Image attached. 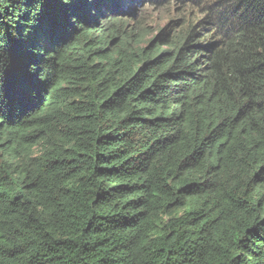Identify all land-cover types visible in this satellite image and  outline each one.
Segmentation results:
<instances>
[{"label": "trees", "instance_id": "obj_1", "mask_svg": "<svg viewBox=\"0 0 264 264\" xmlns=\"http://www.w3.org/2000/svg\"><path fill=\"white\" fill-rule=\"evenodd\" d=\"M0 264H264V0H0Z\"/></svg>", "mask_w": 264, "mask_h": 264}, {"label": "rangeland", "instance_id": "obj_2", "mask_svg": "<svg viewBox=\"0 0 264 264\" xmlns=\"http://www.w3.org/2000/svg\"><path fill=\"white\" fill-rule=\"evenodd\" d=\"M132 13H134L133 16L126 15L123 20L132 22L130 25H133L135 23L137 30L139 25L142 26L143 32L147 31L149 33L148 35H146V37L149 39H154L162 32H164L166 35H172L173 27L171 22L181 16L180 10L175 9L174 7H172L171 9L162 7L156 10L151 6H139ZM190 13L186 15L189 18L191 17ZM167 27L169 28V31L166 29ZM149 39H146L142 43H145ZM162 44L163 42L160 43V47Z\"/></svg>", "mask_w": 264, "mask_h": 264}, {"label": "clouds", "instance_id": "obj_3", "mask_svg": "<svg viewBox=\"0 0 264 264\" xmlns=\"http://www.w3.org/2000/svg\"><path fill=\"white\" fill-rule=\"evenodd\" d=\"M140 6V2L139 3H137L136 5H135V7H129V8H127V13H128V15L130 16H133L134 15V13H132L137 7H139ZM163 45V44H162ZM161 45V46H162Z\"/></svg>", "mask_w": 264, "mask_h": 264}, {"label": "snow or ice", "instance_id": "obj_4", "mask_svg": "<svg viewBox=\"0 0 264 264\" xmlns=\"http://www.w3.org/2000/svg\"><path fill=\"white\" fill-rule=\"evenodd\" d=\"M69 2V0H63V3L67 4Z\"/></svg>", "mask_w": 264, "mask_h": 264}]
</instances>
